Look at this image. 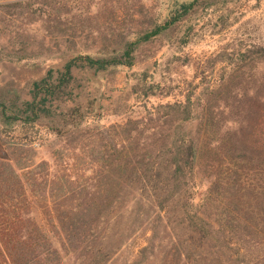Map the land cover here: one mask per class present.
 I'll use <instances>...</instances> for the list:
<instances>
[{"label":"trees","instance_id":"1","mask_svg":"<svg viewBox=\"0 0 264 264\" xmlns=\"http://www.w3.org/2000/svg\"><path fill=\"white\" fill-rule=\"evenodd\" d=\"M34 2L47 10L34 11ZM198 3H183L171 22L142 39L160 34ZM16 5L27 9L23 18L37 15V20L57 24L78 10L67 8V0H24ZM136 44L128 43L122 55L111 58L79 54L67 62L56 85L48 72L34 83L35 97L42 95L39 102L20 108L12 104L17 116H6V104L0 101L4 124L38 123L39 113L69 81L67 73L74 65H133ZM263 49L257 51L259 59L247 54L240 60L243 64L233 68L239 81L222 98L195 108L176 103L181 113L159 116L157 124L174 121V128L160 135L158 146L140 144L147 139L141 134L156 131L158 125L142 131L136 125L126 130L127 152L122 155L116 142L111 148L106 144L104 158L80 175L67 170L60 175L48 161L29 164L19 156L0 155V264H64L69 256L74 264H111L144 229L152 236L135 264H147L156 250L159 264H264V148L257 138L264 120ZM80 111L76 107L70 115L81 117ZM201 158L206 159L203 173L210 179L205 190L197 179ZM33 198L48 228L35 219Z\"/></svg>","mask_w":264,"mask_h":264},{"label":"rangeland","instance_id":"2","mask_svg":"<svg viewBox=\"0 0 264 264\" xmlns=\"http://www.w3.org/2000/svg\"><path fill=\"white\" fill-rule=\"evenodd\" d=\"M19 1L24 0H0V101L6 104V116L18 115L13 103L20 108L39 102L42 95L35 97L34 83L49 72L52 85L58 84L67 62L79 54L111 58L122 55L128 43H137L131 52L133 65H74L67 73L69 81L49 97L36 124H4L0 106V155L19 156L22 163L48 161L60 175L66 170L83 174L104 158L106 144H120L123 155L130 148L123 143L126 130L136 125L139 131L158 125L156 131L141 134L147 139L140 143L158 146L160 135L174 128V121L157 124L159 116L181 113L176 103L195 108L210 98H222L239 81L233 68L241 66L247 54L259 59L257 51L264 48V0H199L189 13L148 39L142 37L171 22L173 12L193 0H67V8L78 10L64 24L37 20V15L23 18L27 9L16 5ZM116 4L120 6L113 10ZM31 7L47 10L38 2ZM76 107L81 117L70 115ZM105 130L107 134H101ZM257 138L264 148V120ZM205 164L201 158L197 167L202 190L210 185ZM33 207L37 222L48 228L35 198ZM151 236L148 229L134 235L111 264H135ZM154 255L147 264H159L157 250ZM74 261L69 256L64 264Z\"/></svg>","mask_w":264,"mask_h":264}]
</instances>
